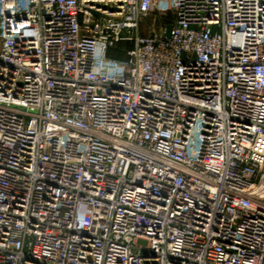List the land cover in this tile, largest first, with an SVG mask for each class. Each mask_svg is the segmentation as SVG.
I'll return each mask as SVG.
<instances>
[{
  "label": "built area",
  "instance_id": "2783aa9c",
  "mask_svg": "<svg viewBox=\"0 0 264 264\" xmlns=\"http://www.w3.org/2000/svg\"><path fill=\"white\" fill-rule=\"evenodd\" d=\"M0 264H264V0H0Z\"/></svg>",
  "mask_w": 264,
  "mask_h": 264
},
{
  "label": "rangeland",
  "instance_id": "374dc122",
  "mask_svg": "<svg viewBox=\"0 0 264 264\" xmlns=\"http://www.w3.org/2000/svg\"><path fill=\"white\" fill-rule=\"evenodd\" d=\"M150 23H144V24H142V30L144 31V34L146 33V31L149 29V26L150 25H155V27H159V25H160V21L159 20H156V21H154V18H151L150 19V21H149ZM124 47V46H123ZM120 52V51H119ZM113 54H115L116 56H118V57H122V54H119L118 53V51L116 50L115 52H113ZM124 56V55H123ZM125 57V56H124ZM139 244L140 245H145L146 243L144 242V241H140L139 242Z\"/></svg>",
  "mask_w": 264,
  "mask_h": 264
},
{
  "label": "trees",
  "instance_id": "16d2710c",
  "mask_svg": "<svg viewBox=\"0 0 264 264\" xmlns=\"http://www.w3.org/2000/svg\"><path fill=\"white\" fill-rule=\"evenodd\" d=\"M115 51H116V50H112V51L110 52V55H111L112 57H114V58H119V59L124 58V56H125L124 53L119 52V51L117 50L119 54H122V57L120 58V57L116 56L115 54H113V52H115ZM123 55H124V56H123Z\"/></svg>",
  "mask_w": 264,
  "mask_h": 264
}]
</instances>
